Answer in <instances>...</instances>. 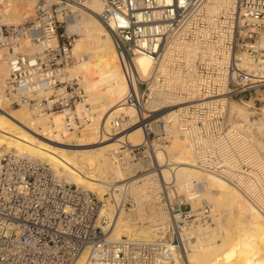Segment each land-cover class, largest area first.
<instances>
[{"label": "built area", "instance_id": "1", "mask_svg": "<svg viewBox=\"0 0 264 264\" xmlns=\"http://www.w3.org/2000/svg\"><path fill=\"white\" fill-rule=\"evenodd\" d=\"M16 1L0 0V73L2 65L7 68L0 102L3 96L11 106L39 116L59 113L66 131L81 129L91 122L85 90L76 77L61 78L85 58L74 53L76 34L68 32L67 21L87 0H21L18 7L29 11L24 20L7 22ZM100 2L96 17L113 39L127 85L119 104L135 111L134 116L113 118L106 136L133 126L143 131L141 143L124 153L125 148L113 151L117 165L126 168L146 158L148 170L155 168L150 154L173 135L170 118L156 114L174 106L179 108L181 139L191 144L203 127L239 135L226 121L228 99L264 83L257 81L259 74L237 65L242 56L234 49L249 50L254 60L255 43L264 29V0H232L216 9L208 6L209 0ZM141 54L151 59L142 77L134 64ZM78 104L88 112L78 113ZM202 154L217 164L233 165L212 150ZM197 167L205 173L218 171L202 162ZM130 183L109 187L103 201L88 189L59 181L46 162L2 154L0 264H185L179 230L211 222V205L193 209L175 183L160 182L156 199L163 201L173 225L153 241L112 240L115 214L134 207L127 195Z\"/></svg>", "mask_w": 264, "mask_h": 264}, {"label": "bare ground", "instance_id": "2", "mask_svg": "<svg viewBox=\"0 0 264 264\" xmlns=\"http://www.w3.org/2000/svg\"><path fill=\"white\" fill-rule=\"evenodd\" d=\"M211 1L212 0H209L208 2L209 7L212 3ZM213 1L217 5L223 7L232 3V0ZM260 6L261 5H258V7ZM100 9V0H87L84 6L77 8L74 16L68 19V32H73L78 36L75 38L73 46L74 52L85 50L89 59L87 61L83 60V62L69 68L66 72L68 76H74L79 75V73L85 69L94 67L93 69H95L97 73L96 76H99H97V81L103 84L101 91L97 92L100 95L98 98L103 99L111 110L120 111L127 109L129 112L126 113V115L134 116L135 111L133 107L125 106L126 108H123V106L119 104V101L127 91V85L117 62L113 39L96 17V13H98ZM14 10L13 8L6 18L10 23H18L20 20V18L13 13ZM262 45L264 46V42ZM241 60L242 61L237 63L239 67L247 65V61L242 58ZM134 64L139 76L142 77L147 73L151 64V59L149 56L141 54L135 57ZM260 66L259 69H256V71H259H255V73H257V75L259 74V77H262L257 81H263L264 83V62L261 63ZM4 76V78H6L7 73L4 72ZM87 95H89L88 91ZM1 97L0 104L6 108V115L0 112V148L3 147L6 148V150L0 149V156L4 152L11 153L12 150L9 149L13 148L20 156L22 154V156H28L27 158L29 159L39 158L47 161L53 169L54 175L59 179L61 176H64L67 181L71 180L78 185L88 188L97 193L100 198H103V194L106 192L107 187H112L114 183L126 179L123 177L122 168L116 163L108 160L100 161L99 168H97V162L95 159L91 158L89 162L94 164L93 166L95 169L93 166V168H90L91 166L88 168L80 166L79 162L75 159L80 156L78 159L81 160L84 159V156L81 158V153L76 155L77 152L74 149H68L62 146V143L59 142L58 134L54 136V130L50 128V124L54 122V129H63L62 114H55L51 119L52 121H49L48 117H43L41 120L30 119L29 115H27L29 113L27 112H19L20 114L11 112L12 110L7 108L8 104H3V96ZM78 105H80L81 108H79L80 106L78 107ZM78 105V113L83 111L82 113L86 114V112H88L83 108L84 106L82 104ZM178 113L179 108L176 106L162 110L157 113L156 116L165 118L164 116L166 115V119L170 118V127L175 133L177 130L179 131L177 127ZM12 118L19 120L25 118V121H27L25 126L28 125L26 126L27 128L24 130L15 128ZM37 127L42 128L40 131L41 135L38 136L35 131ZM94 129L95 131L93 134L85 137L86 140H93L98 137V134L101 136L108 134H102L97 124H95ZM125 131L126 130L113 137L106 136L109 140H112V142H109V150L114 151L118 145L119 147H117L116 150L118 151L119 148H125L121 150L124 153L126 147L129 148L131 146L122 142ZM142 136L143 131L140 127L136 130H132L128 134L129 140L133 141L132 143L135 144ZM172 136H174V138L170 140L169 145L157 147L154 152L150 154L151 158L156 160L158 167L159 165L162 168L164 167L163 169L159 167V175L161 174L159 176L160 181L164 183L173 182L177 186V189L184 190L185 193L188 191L185 195H187V199H190V201L194 199L199 200L200 197L208 194L209 188L216 187L218 189L216 204L226 212L224 220H222L223 217L220 216L223 210H218L217 214L211 215V222L207 223L206 226L199 225L196 226L195 229H186L185 227L179 230L185 264H264V188L261 185L263 180L260 182L259 179L261 174L255 175L253 172L245 171L238 166H232L225 162L217 164L214 160L204 157V154H195L193 151L194 149L192 150V141L188 140L187 142V139H181V135L177 134V132ZM118 138L120 139L116 140ZM93 143L95 142H91V144ZM4 144L7 145L4 146ZM70 151L75 153L70 154ZM248 157L247 159L251 158ZM148 161L149 166L150 160ZM196 161L202 162L203 166L214 167L218 170L217 174L203 172L197 167ZM134 167L135 169L137 168L136 166ZM102 175H104L103 178L99 179ZM152 175L153 174H146L139 178L145 180L144 183L142 182L143 184H148ZM135 182L137 181H132L130 185ZM193 182H197L201 185L200 188L202 192L200 194H195L196 192L190 191ZM117 186L119 187V185ZM142 189L143 188H141L140 192ZM244 198L246 200H244ZM127 218L128 217H126L123 212L115 214L113 225L110 229V239L119 240L127 238L153 241L157 238L155 228H151L150 226L134 227L131 225V222L129 223Z\"/></svg>", "mask_w": 264, "mask_h": 264}, {"label": "rangeland", "instance_id": "3", "mask_svg": "<svg viewBox=\"0 0 264 264\" xmlns=\"http://www.w3.org/2000/svg\"><path fill=\"white\" fill-rule=\"evenodd\" d=\"M211 2L212 3L210 5V7H212L213 9L223 7V6L217 5L213 0ZM20 3H21V0H17L15 2L16 8H14L15 10L13 12L20 18L19 22L23 21L24 20V14L29 12V11H26V13H23V10L26 9L27 6L18 7L19 6L18 4H20ZM84 12H86V11H84ZM77 37L78 36L76 35L75 38H77ZM74 42H75V40H74ZM263 42H264V29L260 32L259 36L257 37V42L255 43L258 52L255 55L254 60H252V56H251L249 50H247L245 48H238V47L234 49V52H235L237 57L240 55V56H242L241 57L242 59L247 61V65L240 66L241 69H245L247 71H253L254 70V72L256 71V69H259V66L261 65V63L264 62V46L262 45ZM85 52H86L85 50H79V51H76L74 53L76 55L77 54L85 55V58L83 60L87 61L89 59V57H87V54ZM246 66H248L249 68ZM5 67H6L5 65L1 66V73H0V82L1 83H3V81L5 79L4 78L5 77L4 72L7 73V71H6L7 68H5ZM71 67H73V66H71ZM71 67H68L65 70V72L68 71L69 68H71ZM93 68L85 69L84 71L79 73V75L68 76V78L76 77L80 86L84 88L85 93H86V101L85 102L88 104L90 103L89 104V109H90L89 115H91V122L88 123L86 126L82 127L81 129H78L74 132L66 131L64 128H63L64 130L62 128H61L62 130H60V128L54 129V122H52V123L50 122L51 123L50 128L53 129L54 130L53 132L55 133L53 135L55 136L58 134L59 142L62 143V146L67 147L68 149H74L77 152L76 155L81 153L82 154L81 158H83V156H84V159H81V160L78 159V158H80V156H78V158L75 159V160H77V162H79L80 166L83 168H88L90 166H91L90 168L94 167L93 166L94 164L89 162V160L91 158L95 159V161L97 162L96 163L97 168H99L100 161L108 160L110 162H114V160L112 158L113 151L109 150V148H110L109 142H112V140H109L106 137V135L101 136L100 134H98V137L94 138L93 140L92 139L86 140L85 137H87V135L93 134V132L95 131V129H94L95 124H97V126L99 127V130H100V132H102V134L110 133L111 120L117 116L122 117L123 115H125L126 113L129 112L127 109L120 110L121 112L111 110L110 107L107 105L106 102H104L103 99L98 98L100 95L97 92L101 91L103 84L97 81L99 76L98 75H97L98 77L96 76L97 73H96L95 69H93ZM258 71H256V72H258ZM65 72H64V77L61 79H66L67 72L66 73ZM87 91L89 92V95H87ZM87 99H89V100H87ZM3 104H6V105L8 104L7 108L9 110H12L11 112H13L14 114H16V113L20 114L19 112L29 113L27 115H29L30 119L32 118L35 120H41L43 117H48V119L50 121L55 115V114H51V115L39 116V115L35 114L34 111H32L30 109H26L25 107L11 106L9 104V101L6 99L3 100ZM227 105L230 107V109H229L228 116L226 117V121L234 127L235 131L239 132V135H237V134L231 135V136L226 135L227 133L223 128L215 129V127L214 128L213 127H203L201 129H198V131H197L198 132L196 135L197 140L192 144V150L194 149L193 151L195 154L207 153V152H210L212 150V151L218 153L217 156L221 160L224 159L226 162L228 161V162L232 163L233 165L241 166L243 170H244V168L247 171L251 170L250 172L255 173V175L261 174V177L259 179H260V182L263 180L261 182L262 183L261 185L264 188V179H263L264 178V172H263L264 171V169H263L264 168L263 167L264 166L263 165L264 164V85L261 87L250 89V90L245 91L239 95L230 97L228 99ZM79 106L80 105H78V107ZM79 108H81V106ZM15 110H18V111H15ZM0 112L3 115H6V108L4 106H2L1 104H0ZM164 117L166 118L167 116L165 115ZM12 120L14 122L15 128H17V129L24 130L25 128H27L26 126H28V125L25 126V124H27V121H25V118L22 120L12 118ZM108 120H109V124H108ZM62 123H63V117H62ZM130 128L126 129V131L123 135L124 138H123L122 142L127 143L128 146L138 145L139 143H141L143 136L136 142V144L132 143L133 141L129 140L128 134L132 130L138 129V127L133 126ZM38 130H39V132H38ZM41 130H42L41 127H37V129L35 130L37 133V136L41 135V132H40ZM176 132L179 135H181L180 133H182V131H178V130ZM176 132L175 133L173 132V134H176ZM43 136H45V135H43ZM54 136H51V137H54ZM173 138H174V136H172V138L170 140H173ZM119 139L120 138H118L116 140H119ZM170 140L167 143L162 144V146L169 145ZM91 142H95V143L91 144ZM6 145L7 144H4V146H6ZM117 147H119V146L117 145ZM117 147L115 148V150L117 149ZM0 149L6 150V148H3V147H1ZM9 150H12L11 153H15V152H16L15 154L18 153L13 148L9 149ZM4 153H6V152H4ZM4 153H2V154H4ZM69 153L71 154V153H75V152L70 151ZM17 155H19V154H17ZM21 156H22V154H21ZM223 156H224V158H223ZM245 156H247V157L249 156L251 158L254 157V158L251 159L248 157L249 159H247V157H245ZM24 157H28V156L24 155ZM32 159L33 160L36 159L35 161H38V162H46L49 165L50 169L53 171V169L51 168L50 164L47 161L41 160L39 158H32ZM145 160H146V158H141V159L137 158L133 162V164L135 163L134 165L132 164L126 168L120 166L122 168L123 177L126 179L123 181L114 183V185L117 186V185H120L124 182L137 181V182H135L129 186V190L127 192L128 197L134 202V207L129 211L126 210L123 214H125L126 217H128L127 219L129 220V223L131 222V225L134 227L150 226L151 228H155L156 229V237H158L160 235H163V233L167 230V227L169 225H173L174 221L172 220V218L168 214V211H167L166 207L164 206L163 201H159L158 196L156 199V195H158V193H159V184H160V182H162L159 179V176L161 175V174L159 175V170H160V168L163 169L164 167L162 168L159 165V167H160L159 168L155 162L156 160L153 159L155 169H149V171H147L149 168L148 167L149 161L148 160L145 161ZM257 160L259 161L260 165L258 164ZM197 162L198 161H196V165H197ZM134 166H136L137 168L135 169ZM94 169H95V167H94ZM53 173H54V171H53ZM146 174H153L150 177V181H149L151 183L148 182V184H143L145 182V180H142L140 178ZM103 176L104 175L99 177V179H102ZM55 177L59 181L85 188L84 186L78 185L74 181H71V180L67 181L64 176H61L60 179L56 175H55ZM193 183L196 185L192 186L193 188L191 187L190 191L196 192L195 194H200L202 192L201 188H200L201 185L198 184L197 182H193ZM147 185H149V186H147ZM108 188L109 187H107L106 192H104V194H103V201H105V198H107L106 194L108 192ZM137 188H138V190H137ZM141 188H143L141 191L142 193L140 192ZM85 189H88V188H85ZM145 189H146V191H145ZM179 191H180L179 192L180 195L188 198L187 195H185L188 191L186 193L184 190H179ZM136 192H138V193H136ZM217 199H218V189L216 187H211L208 189V194L203 195L202 197H200L199 200L194 199L191 201L190 200H187V201L190 202L193 209L198 208L199 206H201L204 203H208L213 208L212 209L213 214H217L218 210H220V211L223 210L222 208H220L216 204ZM244 200H246V199L244 198ZM225 213L226 212L223 210V212L220 214V216L223 217L222 220L225 219L224 218ZM207 223H209V222H207ZM207 223H200V224H196L193 226H188V227H186V229H189V228L195 229V227L199 226V225L206 226ZM151 238H153V237H151Z\"/></svg>", "mask_w": 264, "mask_h": 264}]
</instances>
